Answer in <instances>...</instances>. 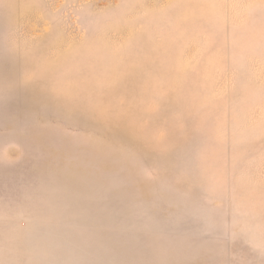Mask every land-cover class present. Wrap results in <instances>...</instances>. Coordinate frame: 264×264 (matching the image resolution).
I'll return each instance as SVG.
<instances>
[{
    "label": "rangeland",
    "instance_id": "rangeland-1",
    "mask_svg": "<svg viewBox=\"0 0 264 264\" xmlns=\"http://www.w3.org/2000/svg\"><path fill=\"white\" fill-rule=\"evenodd\" d=\"M0 264H264V0H0Z\"/></svg>",
    "mask_w": 264,
    "mask_h": 264
}]
</instances>
